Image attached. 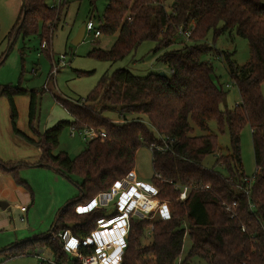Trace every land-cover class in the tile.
<instances>
[{
    "label": "trees",
    "instance_id": "trees-1",
    "mask_svg": "<svg viewBox=\"0 0 264 264\" xmlns=\"http://www.w3.org/2000/svg\"><path fill=\"white\" fill-rule=\"evenodd\" d=\"M61 14L45 0H23L9 37L41 31L48 45ZM98 30L101 34H118V38L111 49H95L90 55L116 62L144 41H153V53L169 67L168 76L150 73L140 77L120 68L104 75L84 100L73 102L59 97L73 119L57 122L38 134V140L18 128L15 101L17 96L30 95L29 127L36 132L38 92L0 86V95L10 104L14 133L41 151L39 161L32 166L51 167L67 178L78 175L82 179L76 183L79 197L61 209L48 235L10 245L0 253L15 257L39 254L38 249L48 248L55 263L78 264L58 234L69 230L73 237L84 241L101 219L110 216L105 208H76L88 207L99 194L111 190L116 181L133 171L141 146L151 149L152 144L162 145L165 139L169 149L151 150L155 174L161 175L160 179L154 175L158 197L169 202L171 218L133 219L122 264H192L195 257L208 264H264L263 0H110ZM211 30L215 35L235 31L246 38L249 61L239 65L232 58L233 52L218 51L209 45L206 37ZM179 32H190V42L181 41L179 48L170 49ZM212 54H220L225 60L229 76L238 87L241 102L233 109L223 106L227 91L216 84L214 67L204 58ZM120 105L125 107L119 111ZM106 110L118 111L121 118L115 121L104 116ZM210 121H215L221 132L228 128V154L220 153L218 135L194 134L195 126L208 129ZM247 125L256 161L250 182L241 155V135ZM66 127L79 132L93 130L97 136L76 157L64 151L54 154ZM102 131L106 136H101ZM211 154L227 174L203 164ZM19 166L0 158V172L15 175ZM184 185L195 187L182 201L178 186ZM150 225L151 242L144 245L142 239ZM187 234L192 247L180 260Z\"/></svg>",
    "mask_w": 264,
    "mask_h": 264
},
{
    "label": "rangeland",
    "instance_id": "rangeland-1",
    "mask_svg": "<svg viewBox=\"0 0 264 264\" xmlns=\"http://www.w3.org/2000/svg\"><path fill=\"white\" fill-rule=\"evenodd\" d=\"M45 2L50 5L53 0H45ZM109 2L110 0H63L61 5L55 7L59 8L62 14L53 38L47 47H42L47 39H43L41 31L27 36L20 33L16 38H13V35L9 37L19 17L23 0H0V86H20L28 91L38 92L36 132L32 133L35 140H38V134L44 133L57 122L69 118L67 109L60 102L62 98L73 102L84 100L104 75H112L120 68L127 69L140 77L161 71L169 72V67L157 60V55L153 53L156 44L149 40L144 41L124 59L116 62L100 60L90 55L95 49H111L118 38V34L102 33L98 37L95 36ZM90 20L94 23V29L91 32L86 31L82 41L75 44L73 40L78 31ZM49 24L47 23L48 26ZM175 39L176 43L170 49L179 48L181 41L190 42L183 32L177 33ZM206 42L218 51L233 52L232 58L239 65L247 63L250 59L248 40L235 31H225L215 35V32L211 30L206 37ZM61 55H64L65 59L59 61ZM204 58L214 67L212 77L216 84H221L227 91L226 103L224 102L223 106L227 105L229 109H233L241 102V97L237 85L229 76L225 60L221 59L220 54H212ZM57 61H59L58 70L54 71ZM262 92L264 95V81ZM27 96L31 101L30 95ZM59 97L60 100H58ZM103 114L115 121L121 118L116 110H106ZM19 119L20 114L18 123L26 129L27 124L29 128L28 119L21 121ZM6 134L5 139L8 145L5 146L4 155H0V158L7 163L21 164V166L15 175L0 172V200L9 203V207L5 210L0 207V251L27 239L48 235L61 209L68 202L79 197V188L76 183L82 181L78 175H73L70 179L51 167L32 166L40 159L36 158L37 149L29 142V147H18L17 142L19 143L18 140L21 139L17 140L12 138L10 133ZM194 134L218 135L220 153L228 154L231 139L227 127L224 132H221L217 123L210 121L208 129L202 130L195 126ZM93 137L95 135H92ZM87 142L85 134L78 131L73 134L72 128L66 127L54 154L64 151L71 157H76L85 148ZM241 155L244 174L252 178L256 172V161L249 125L243 129L241 135ZM152 161V150L147 146H141L134 166L139 181L154 182L155 170ZM203 164L207 168H215L227 174L221 165H216L215 155L207 156ZM16 203L20 204V207L29 208L27 215L24 214L25 221H22L23 214L20 207H15ZM155 218L158 219L159 215ZM150 242L151 237L147 234L142 239V243L147 245ZM191 247L192 241L187 234L180 260L188 254ZM36 252L41 254V258L38 254L6 257L0 253V264H42L43 257L51 258L53 261L46 264H57L54 262L55 258L50 249H38ZM192 264L208 263L202 258L195 257Z\"/></svg>",
    "mask_w": 264,
    "mask_h": 264
},
{
    "label": "built area",
    "instance_id": "built-area-1",
    "mask_svg": "<svg viewBox=\"0 0 264 264\" xmlns=\"http://www.w3.org/2000/svg\"><path fill=\"white\" fill-rule=\"evenodd\" d=\"M63 0H53V3L48 5L55 8L61 5ZM94 23L90 20L86 25V31L91 32L94 29ZM85 31V32H86ZM185 33V32H184ZM101 35L99 30H96L95 36ZM187 38L190 32H186ZM42 47H47V42H43ZM65 59L61 55L60 60ZM57 64L54 71L58 70ZM77 130L72 128V133ZM79 132V131H78ZM79 133L85 134V138H92V135L97 136L93 130L85 129ZM101 136H106L104 131ZM163 144H152L151 149L164 151L169 149V145L165 139ZM156 178H161V175L156 173ZM252 178L246 179L248 182L253 181ZM180 188V200H185L191 188L195 186H178ZM246 192H249L248 190ZM159 188L152 183H144L139 181L136 172L131 171L125 178L114 183L111 190L99 194L86 208L78 206L76 209L91 210L94 208H105L109 210L107 215L110 217L101 219L97 228L84 241H80L73 237L71 232H60L58 235L63 240L72 257H75L78 264H122L123 254L127 246V238L131 228V221L138 218H154L159 215L160 219L168 220L171 218V207L168 201H162L158 197ZM235 205V203H234ZM21 211H26V207H20ZM231 210V207H227ZM110 212V213H109ZM24 220V218H22ZM153 225H150L148 233L151 234ZM82 249H87L89 253H85ZM44 263V262H43Z\"/></svg>",
    "mask_w": 264,
    "mask_h": 264
},
{
    "label": "crops",
    "instance_id": "crops-1",
    "mask_svg": "<svg viewBox=\"0 0 264 264\" xmlns=\"http://www.w3.org/2000/svg\"><path fill=\"white\" fill-rule=\"evenodd\" d=\"M102 35V34H101ZM15 101H16V105H17V108H18V111H19V114H20V121L23 120V119H28V124H29V110H30V100L28 99V96H17L15 98ZM69 113V112H68ZM69 118L67 120H72V116L71 114L69 113ZM27 126V129L24 127V126H20V124L18 123V128L23 132L25 133L26 135H28L29 137L35 139V137L33 136V131L30 130L28 128V125L26 124ZM6 133H10V136L14 139H21V140H18L19 143L17 142L18 144V147H27L29 144L28 142L25 140H23L20 136L16 135L13 131V128H12V124H11V109H10V104H9V101L8 99L5 97V96H2L0 95V155L2 156V154L4 155V150L6 149V145H8V142L6 141L5 139V136L7 135ZM36 149H37V159L40 158V154H41V151L39 149L38 146L36 145H33ZM29 147V146H28ZM135 171V170H134ZM21 205L16 203L15 207H20ZM29 211V208H27V210L24 212V211H21L23 216L22 218H24V220L22 221H25L26 220V217L24 214L28 213ZM27 215V214H26ZM21 218V219H22ZM38 256H40L41 258V254L39 253ZM52 257V256H51ZM42 260L45 262V263H42V264H46V263H52V259L51 258H46V257H43Z\"/></svg>",
    "mask_w": 264,
    "mask_h": 264
},
{
    "label": "water",
    "instance_id": "water-1",
    "mask_svg": "<svg viewBox=\"0 0 264 264\" xmlns=\"http://www.w3.org/2000/svg\"><path fill=\"white\" fill-rule=\"evenodd\" d=\"M85 31H86V25L82 26L81 29L78 31L76 37H75L74 40H73V42H74L75 44H79V43L82 41V39H83V37H84V35H85ZM159 75H161V76H165V77L168 76L167 72H165V71H161V72H159ZM225 103H226V100H225ZM124 107H125V105H120V106H118V110L120 111V110H122ZM0 207H1L2 209L5 210V209H7V208L9 207V203H7V202L4 201V200H0ZM109 213H110V212H109ZM71 226H73V225H71ZM72 259H73V260H76L75 257H73Z\"/></svg>",
    "mask_w": 264,
    "mask_h": 264
}]
</instances>
